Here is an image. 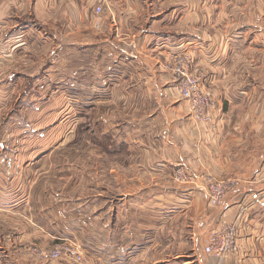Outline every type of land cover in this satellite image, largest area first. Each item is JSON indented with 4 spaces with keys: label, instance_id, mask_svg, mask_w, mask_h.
Returning a JSON list of instances; mask_svg holds the SVG:
<instances>
[{
    "label": "crops",
    "instance_id": "1",
    "mask_svg": "<svg viewBox=\"0 0 264 264\" xmlns=\"http://www.w3.org/2000/svg\"><path fill=\"white\" fill-rule=\"evenodd\" d=\"M109 3L110 12L95 15L88 0H0V109L8 104L11 87L24 78L17 76V70L35 48H44L57 31L64 36V27L82 40L88 24L93 32L116 43L122 41L120 53L137 59L136 64L125 68L130 81V74L136 73L127 88L138 86L136 79L144 71L146 76L158 74L163 80L169 95L164 111L161 116L156 111L145 117L151 118L155 127L163 118L166 143L177 147L171 150L176 167L188 170L196 183L179 185L171 176H164L152 187H145L144 167L139 165L135 168L139 173L132 178L126 176L127 190L136 191L118 195L115 205H103L100 198L75 202L78 207L73 213L74 240L84 250L89 264H186L188 250L195 249H199L194 254L202 257L203 264H264V199L247 207L249 194L258 186L240 184L225 195L219 206L213 207L207 202L201 178L206 169L218 178H253L262 173L264 0ZM176 54L190 56L191 72L203 73L204 87L216 96V129L212 134L207 125L195 124L187 114L172 69L167 65ZM222 105H226L225 110ZM7 130L0 138V264H69L58 260L28 263L14 250L12 236L16 241L17 233L8 232L13 229L11 217L23 211L32 215L29 210L20 209L22 203L33 200L27 192L30 184L22 173L36 161L30 157L24 161L15 159L32 150H26V145L14 146L15 150L2 145L3 138L9 137ZM155 130L160 134V128ZM170 134L182 136L183 143L175 145L169 140ZM7 152L14 158L3 160L2 155ZM169 168L161 162L156 172L160 175ZM122 169L112 168L119 183L126 180ZM129 169L124 172L128 174ZM242 206L246 210L239 226L236 252L224 258L204 254L202 244L208 229L221 219L233 222ZM39 229L29 231L26 237L41 242L50 237L42 225ZM178 244L183 252L169 255L168 249H176Z\"/></svg>",
    "mask_w": 264,
    "mask_h": 264
},
{
    "label": "rangeland",
    "instance_id": "2",
    "mask_svg": "<svg viewBox=\"0 0 264 264\" xmlns=\"http://www.w3.org/2000/svg\"><path fill=\"white\" fill-rule=\"evenodd\" d=\"M105 11L110 12V8ZM86 26L82 40L64 27V36L57 31L44 48H35L17 70V76L24 78L11 87L13 93L8 104L0 109V138L4 129L9 134L1 144L13 150L14 146L26 145V150L32 152L18 154L15 159L24 161L30 157L36 161L22 173L30 184L27 192L33 200L22 203L20 209L29 210L32 215L27 216L23 211L11 217L13 229L8 230L17 233L16 241L15 235L12 236L14 250L28 263L58 260L73 264L66 255L55 260L42 259L33 249L49 250L63 240L75 241L73 213L78 207L77 200L100 198L103 205H115L118 195L136 191L127 190L126 176L132 178L139 173L137 166L144 167L145 187H152L159 177H173L178 168L171 151L177 147L166 143L163 118L155 127L151 118L145 117L156 111L161 116L164 111L169 95L163 80L158 74L146 76L144 71L136 79L139 85L127 88V83L134 82L136 73L130 74V81L125 68L136 64L137 59L120 53L122 41L116 43ZM167 65L173 72L174 59L168 60ZM225 109L226 105H222V110ZM158 128L161 135L155 130ZM170 136L175 145L183 143L182 136ZM12 155L7 152L2 158L11 160ZM161 162L171 168L158 175L156 167ZM112 168H124L122 175L126 180L119 183ZM128 168L126 174L124 170ZM229 178L236 177L222 179ZM25 190L23 186L22 193ZM41 225L50 237L42 239L43 242L37 237L27 238L29 231H39ZM168 251L169 255L183 252L179 244ZM194 252L199 253V249L188 250L185 263L203 264L202 257ZM178 260L181 262V258Z\"/></svg>",
    "mask_w": 264,
    "mask_h": 264
},
{
    "label": "built area",
    "instance_id": "3",
    "mask_svg": "<svg viewBox=\"0 0 264 264\" xmlns=\"http://www.w3.org/2000/svg\"><path fill=\"white\" fill-rule=\"evenodd\" d=\"M92 4L95 15H101L105 9H109L110 0H88ZM99 26V23H96ZM175 66L173 68L176 79V89L185 102L188 116L195 124L207 125L210 134L215 132L216 125L214 121V112L217 110V100L214 92L204 87V74L201 72H191L190 56L185 54L173 56ZM203 189L205 191L207 202L210 206L217 207L223 200L229 190H235L240 184H247L248 187L258 186V189L249 194L247 207L253 202L264 199V162L262 173L253 178L222 179L214 176L207 170L201 173ZM172 179L179 185L193 183V176L183 167H178L173 172ZM246 206H242L240 212L236 215L233 222L225 219L219 220L216 226L208 229L202 244L204 254L214 258H224L233 254L237 250V236L239 226L244 220ZM55 248L33 249V252L42 259H58L62 255L68 256L73 264H89L88 257L80 245L72 240H63ZM63 253V254H62Z\"/></svg>",
    "mask_w": 264,
    "mask_h": 264
}]
</instances>
